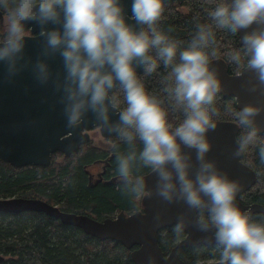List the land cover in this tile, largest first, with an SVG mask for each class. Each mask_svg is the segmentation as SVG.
I'll use <instances>...</instances> for the list:
<instances>
[{
  "label": "clouds",
  "instance_id": "obj_1",
  "mask_svg": "<svg viewBox=\"0 0 264 264\" xmlns=\"http://www.w3.org/2000/svg\"><path fill=\"white\" fill-rule=\"evenodd\" d=\"M130 2L129 12L125 0H0V84L28 72L51 88L65 127L91 120L115 136L116 178L137 214L153 199L152 222L175 209L173 232L201 233L217 264H264V216L241 208L240 182L209 155V133L222 115L217 33L226 31L239 37L228 60L240 76L250 74L242 86L255 96L226 108L239 133L230 156L254 148L264 162V0H215L208 22L197 19L187 41L161 26L166 0ZM34 26L33 56L27 43ZM154 75L158 91L146 87Z\"/></svg>",
  "mask_w": 264,
  "mask_h": 264
},
{
  "label": "trees",
  "instance_id": "obj_2",
  "mask_svg": "<svg viewBox=\"0 0 264 264\" xmlns=\"http://www.w3.org/2000/svg\"><path fill=\"white\" fill-rule=\"evenodd\" d=\"M214 2L184 0L181 4L166 5L160 24L165 30L171 26L172 36L187 41L197 19L208 22L207 11ZM217 40L216 60L224 61L228 74H238L228 60V49L239 46V37L221 31L217 33ZM145 83L149 89L159 90L157 76L145 77ZM217 103L222 109L218 122L234 125L238 135V127L226 111L229 105L236 106L235 100L220 95ZM261 139L264 140V136ZM114 140L115 136L111 142ZM110 152L113 153L111 148ZM108 153L93 148L87 142L68 158H63L60 153L53 154L46 167L29 165L15 168L0 160V200L38 199L65 213L87 214L99 221L108 217L114 219L116 212L131 214L137 211L136 202L126 197L119 186H89L85 166L108 156ZM240 161L253 170L255 182L238 197V201L253 214L264 216L253 208L264 206V162L260 161L254 148L247 151ZM109 164L107 171L116 175L114 156ZM184 237L185 234L177 236L172 226L157 233L158 244L164 254L176 249L179 257L189 264L216 261L218 253L214 254L212 246L177 247ZM135 248L127 249L112 240H99L42 212H0V254L5 258L1 264H134L130 254Z\"/></svg>",
  "mask_w": 264,
  "mask_h": 264
},
{
  "label": "water",
  "instance_id": "obj_3",
  "mask_svg": "<svg viewBox=\"0 0 264 264\" xmlns=\"http://www.w3.org/2000/svg\"><path fill=\"white\" fill-rule=\"evenodd\" d=\"M184 0H166V5L181 4ZM126 10L130 12L131 2L125 0ZM31 23V22H29ZM3 26L0 21V28ZM39 28L33 27V33L28 40L27 50L33 56L39 46ZM53 68L61 67L59 58L52 62ZM222 78L223 91L221 96L233 98L236 106H242L247 100H254V94L247 93L243 88V81L250 74L245 73L230 75L227 72L224 61L216 60ZM55 96L50 87L37 85L30 73H22L16 80L0 84V160L15 168L29 165L46 167L51 162V156L61 153L65 158L76 153L82 144L90 140V130L98 128L100 136L105 139L112 138L102 131L95 122L89 120L80 127L69 129L65 127V120L61 114L60 106L55 103ZM116 117L113 116V119ZM262 132H264V113L258 118ZM236 128L234 125L218 122L214 132L209 133L212 142V151L209 154L214 157L219 166L226 171L231 178L237 179L241 184V190L237 194V203L242 209H247L238 197L248 190L255 182V174L239 159L230 156L234 147ZM152 181V177H149ZM156 201L146 199L144 211L125 215L120 214L115 219L97 221L84 215H75L60 211L58 208L38 199L10 198L0 200V212L20 213L25 211L42 212L55 219H59L66 225L75 226L87 235L99 240H112L132 250L130 257L134 264H148V257L155 256L157 264H189L184 262L176 249L164 254L158 244L157 233L174 223L175 209L166 214L164 219L156 224L152 222V210L156 207ZM264 213V206L253 207ZM206 245L202 240V234L194 228H189L185 237L177 244L179 248L198 247ZM0 254V264L4 261ZM199 264H217L211 261Z\"/></svg>",
  "mask_w": 264,
  "mask_h": 264
},
{
  "label": "flooded vegetation",
  "instance_id": "obj_4",
  "mask_svg": "<svg viewBox=\"0 0 264 264\" xmlns=\"http://www.w3.org/2000/svg\"><path fill=\"white\" fill-rule=\"evenodd\" d=\"M2 30H3V26L0 28V31H2ZM95 129H98V128H92L90 131L95 130ZM98 131H99V129H98ZM99 134H100V132H99ZM102 139L105 142H107V144H95L94 142H92L93 140H91V137H90V140L88 141V143L91 144L93 146V148H97L98 150L104 151L106 153L109 152L108 156H106L104 158H98L92 164H90L88 166H85L84 170H85V173L87 175L88 183H89L90 187H95L98 184H102V185H105V186L117 187L119 185H118V181H117L116 175H113V174L109 173L108 172L109 170L107 171V169L110 166L109 163L111 161V157L114 156V154L110 152L111 143H112L111 139L112 138H109V139L102 138ZM83 145L84 144H82L80 146V148ZM62 157L65 158L63 155H62ZM54 207H56V206H54ZM135 212H137V211H134L131 214H133ZM70 214H75V213H70ZM115 214H116L115 215V218H116L118 215L125 214V213L124 212H116ZM75 215H84V216L90 217V218H92L94 220H97L94 217L89 216L87 214H75ZM125 215H130V214H125ZM105 219H110V218L109 217L108 218H103L102 221L105 220ZM97 221H99V220H97Z\"/></svg>",
  "mask_w": 264,
  "mask_h": 264
},
{
  "label": "rangeland",
  "instance_id": "obj_5",
  "mask_svg": "<svg viewBox=\"0 0 264 264\" xmlns=\"http://www.w3.org/2000/svg\"><path fill=\"white\" fill-rule=\"evenodd\" d=\"M0 32H2V31H0ZM89 134H90L91 140H93L92 142H94L95 144H107V142H105L101 138L98 129L90 131ZM209 262H211V261H209Z\"/></svg>",
  "mask_w": 264,
  "mask_h": 264
},
{
  "label": "bare ground",
  "instance_id": "obj_6",
  "mask_svg": "<svg viewBox=\"0 0 264 264\" xmlns=\"http://www.w3.org/2000/svg\"><path fill=\"white\" fill-rule=\"evenodd\" d=\"M115 219V218H114Z\"/></svg>",
  "mask_w": 264,
  "mask_h": 264
}]
</instances>
